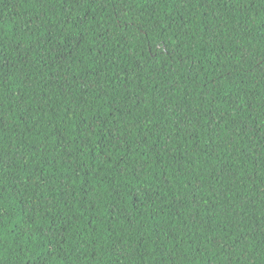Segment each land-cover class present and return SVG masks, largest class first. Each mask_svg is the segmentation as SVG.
I'll list each match as a JSON object with an SVG mask.
<instances>
[{
    "label": "trees",
    "instance_id": "1",
    "mask_svg": "<svg viewBox=\"0 0 264 264\" xmlns=\"http://www.w3.org/2000/svg\"><path fill=\"white\" fill-rule=\"evenodd\" d=\"M0 264H264V0H0Z\"/></svg>",
    "mask_w": 264,
    "mask_h": 264
}]
</instances>
